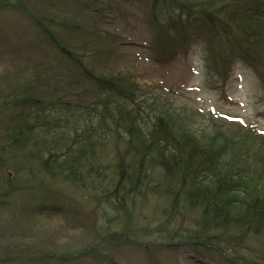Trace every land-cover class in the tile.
<instances>
[{"label":"rangeland","instance_id":"374dc122","mask_svg":"<svg viewBox=\"0 0 264 264\" xmlns=\"http://www.w3.org/2000/svg\"><path fill=\"white\" fill-rule=\"evenodd\" d=\"M23 1L24 7L17 9L6 7L4 0H0V81L16 78L19 86L11 89H20L33 80L36 99L44 103L66 101L68 104L63 109L73 107L74 112L64 113L60 109L55 112L67 119L72 135L75 130L79 133L87 130L86 139L94 147L84 154L87 161L78 148L68 153L81 158L82 176L76 174L73 180L72 176L52 179L39 173L34 192L25 189L0 200V264H264V236L235 232L228 236L212 226L209 236H220V241L206 244L200 238L189 239L203 232L205 221L201 224L200 211L192 213L181 204L177 209L172 206L173 198L163 195L167 183L160 170L146 167L147 172L140 178V192L131 191V184L125 180L133 173L132 166L138 164L134 153L138 147L124 129L114 125L112 115L105 113L106 110L103 112L108 105L116 114V107L124 101L99 93L80 71L61 60L52 40L41 31L38 19L46 24L60 16L63 22H72L90 33L120 36L110 59H98L96 71L128 81L138 101H144L140 130L134 133L138 139L139 131L146 135L154 115L171 118L175 120L174 125L180 118L184 119L181 124L184 129L192 125L197 134L208 135L212 122L195 120L192 115L199 110L214 112L218 119L225 120L224 116L242 119L264 133V98L253 71L238 66L234 82L225 92L220 87H211L205 72L206 40L197 38L195 20L188 22V16L184 15L181 23L174 11L171 14L176 15V21L167 25V33L171 32L167 47L159 52L153 45L157 32L151 19L152 0ZM163 9L164 5L158 13ZM169 10L171 7L165 6L163 19L169 20ZM181 25L185 26L184 30ZM66 35L79 45L81 52L86 34ZM90 41L97 44L95 39ZM28 110L35 111V108ZM6 120L7 111L1 108L0 138L8 126ZM127 141L131 143V150L127 149ZM245 142L237 144L234 152L255 157V151L248 146L254 140L246 137ZM230 166L242 172L240 178L247 179L249 175L254 178L255 183L248 185L251 190L262 187L258 179L264 181V162L247 159L238 165L235 157ZM65 173L70 172L67 169ZM9 178L25 181L13 169L1 170L0 197L7 190ZM199 181L201 187L213 186L209 173ZM238 181L241 185L228 201L223 196L227 205L229 201L240 205L239 201L244 198L240 192L244 184L242 179ZM40 183L48 191L45 195L38 193ZM219 206L223 207V203ZM237 213L235 209L231 212ZM203 244L214 248L206 249Z\"/></svg>","mask_w":264,"mask_h":264},{"label":"trees","instance_id":"16d2710c","mask_svg":"<svg viewBox=\"0 0 264 264\" xmlns=\"http://www.w3.org/2000/svg\"><path fill=\"white\" fill-rule=\"evenodd\" d=\"M4 2L8 8L22 9L25 5L23 0H4ZM162 5L164 9L159 14L158 10ZM165 6L171 7L167 16L169 20L162 17ZM151 11L153 29L157 32L153 45L159 52L166 49V41L171 36V32L167 33L169 29L167 25L176 21V15H179L178 20L187 15L188 22L195 20L194 26L198 29H195L198 33L197 37H203L206 40L208 49L206 68L214 84L224 86L230 78L233 66L244 63L251 65L257 72L264 90V0H202L201 2L199 0H152ZM172 11L177 14L172 15ZM40 21L38 19L41 31L52 40L61 60L67 61L80 71L88 81L93 83L99 93L110 94L124 101L122 106L116 107V114L110 111L113 109H110L108 105L104 107L106 109L103 112L106 110L105 113L111 114L114 125L124 129L138 147L134 149L138 164L134 163L136 166H132L133 173L125 180L131 184V191L139 193L142 187L141 176L147 172V169L156 168L164 174L163 178L166 179L167 184L164 186L163 195L166 198H173L174 208L177 209L181 204L183 209L191 210L192 213L193 211L201 212L200 221H202L201 224L205 221L202 224L204 230L189 239L200 238L206 244L220 241V236L215 234L209 236L212 226L228 236L230 232L238 235L255 233L258 236H264V227L259 228L264 226V181L258 179L262 187L251 190L248 185L250 182L255 183L254 178L250 175L247 179L240 178L242 172L239 173L236 168L230 166L235 157L238 165L247 159L264 162V135L242 128L239 124L214 119V124L208 127L211 132L204 136L201 133L197 134L192 125L184 129L181 126L184 119L180 118V121H176L174 125L175 120L171 121V118L165 119L154 115L155 120L148 125L146 135L143 136L139 131L138 139L134 133L140 126L139 121L142 120L141 111L144 101H138L133 86L128 81L123 82L121 78L101 75L96 71L98 59L100 57L110 59L113 54V45L118 44L120 36L102 32L90 33L78 25H73L72 22H63L60 16H56V20L52 19L46 24ZM180 22L182 23V20ZM180 28L184 30L185 26L181 25ZM73 32L86 34V41L81 52L79 45L67 38L66 33ZM108 37L111 40H106ZM91 38L95 39L96 45L89 42ZM112 42L114 44L109 45ZM102 43H105L103 47ZM17 84L16 78L0 81V92L8 91L7 95H0V109L7 111L8 124L0 138V171L13 169L17 174L21 173L25 181L9 178L6 182L7 190L1 195L0 200H7L25 189L27 191L31 189V193L34 192L33 185L39 173L52 179L60 177L71 179L76 174L82 176L84 165L81 158L77 154L68 153L79 150L85 159L84 154L94 147V143L86 139L87 130L82 133L75 130V134L72 135L68 130L67 119H63L55 112L59 109L64 113L74 112L73 107H71L73 110L63 109L68 104L66 101L44 103L33 95V90L36 88L33 80L20 89H11ZM130 105L134 107L131 109ZM29 108H35V111H30ZM192 115L195 120L197 117L201 118L199 114ZM246 137L254 140V144L248 146L255 151V157L250 154L236 155L234 152L237 144H247ZM127 143V149H130L131 143L129 141ZM74 147L78 149L74 150ZM67 169L69 174L65 173ZM208 173L213 177V186L201 187L200 177ZM81 179L84 180V178ZM238 179H242L244 184L243 190H240L244 198L239 201L240 205L233 204V201H229L227 205L223 196L227 200L237 191L241 185ZM25 183L30 185L26 186ZM38 188V193L42 195L48 193L43 183H40ZM51 194L50 191L49 195ZM120 197L122 198L121 195ZM119 200L117 198L118 202ZM221 202L223 207L219 206ZM115 209L119 210L117 207ZM234 209L238 211L235 215L231 214ZM205 247L206 249L214 248L208 245Z\"/></svg>","mask_w":264,"mask_h":264},{"label":"bare ground","instance_id":"6f19581e","mask_svg":"<svg viewBox=\"0 0 264 264\" xmlns=\"http://www.w3.org/2000/svg\"><path fill=\"white\" fill-rule=\"evenodd\" d=\"M225 251V250H224Z\"/></svg>","mask_w":264,"mask_h":264}]
</instances>
